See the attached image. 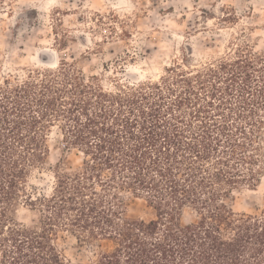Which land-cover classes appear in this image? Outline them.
<instances>
[{"label":"trees","instance_id":"16d2710c","mask_svg":"<svg viewBox=\"0 0 264 264\" xmlns=\"http://www.w3.org/2000/svg\"><path fill=\"white\" fill-rule=\"evenodd\" d=\"M218 12L224 24L238 19L230 6ZM193 62L138 83L85 76L64 60L0 74V264H73L61 233L89 249L74 264H264V211L226 203L264 176V52L243 38L186 72ZM55 129L80 163L56 171L41 195L30 180ZM124 194L153 217L129 218ZM20 206L38 213L34 227L14 217ZM187 209L195 220L183 223Z\"/></svg>","mask_w":264,"mask_h":264},{"label":"rangeland","instance_id":"374dc122","mask_svg":"<svg viewBox=\"0 0 264 264\" xmlns=\"http://www.w3.org/2000/svg\"><path fill=\"white\" fill-rule=\"evenodd\" d=\"M224 5L235 10V22L217 19ZM201 10L214 12L211 17L216 18H203ZM243 38L255 52H264V0H14L0 11V74L55 70L64 60L85 76L123 83L157 81L184 56L194 60L193 68L184 70H197L200 63L233 52ZM47 145L46 163L30 180L41 195L52 191L56 171L74 169L81 158L65 149L56 129ZM122 200L129 218L153 217L143 200L130 194ZM226 203L236 213L264 211V176L256 190L236 191ZM14 217L27 227L38 221V213L23 206ZM194 220V213L185 210L181 221ZM56 245L73 264L90 258L89 249L69 234H59Z\"/></svg>","mask_w":264,"mask_h":264}]
</instances>
